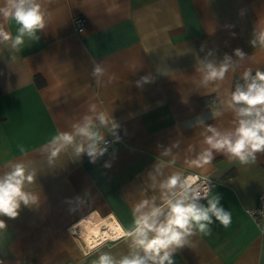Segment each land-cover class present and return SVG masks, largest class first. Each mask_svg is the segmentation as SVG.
I'll list each match as a JSON object with an SVG mask.
<instances>
[{
	"label": "crops",
	"instance_id": "crops-1",
	"mask_svg": "<svg viewBox=\"0 0 264 264\" xmlns=\"http://www.w3.org/2000/svg\"><path fill=\"white\" fill-rule=\"evenodd\" d=\"M44 6L50 18L39 40L15 61L0 53V170L10 161L36 169L28 189L41 198L16 218L0 217L6 224L0 262L92 264L100 251L126 253L123 238L88 247L75 227L112 222L118 231L130 230L133 205L159 196L147 172L171 159L161 152L178 143L165 176L181 170L215 179L212 191L232 223L224 228L216 221L211 236L193 237L196 247L178 250L175 264H264V231L247 213L264 186V153L250 165L220 154L205 168L186 163L207 147L203 129L190 125L199 117L206 125L233 127L230 112L213 119L210 110L245 70L264 72V46L251 44L264 30V0H52ZM76 16L85 18L79 32ZM7 27L15 34V25ZM235 49L247 56L235 71L200 87L197 59L211 51L217 60L226 54L236 60ZM94 63L106 69L105 81L115 79L97 85ZM144 76L151 82L138 87ZM91 104L112 112L122 142L94 163L68 150L49 166L52 138L70 131Z\"/></svg>",
	"mask_w": 264,
	"mask_h": 264
},
{
	"label": "clouds",
	"instance_id": "clouds-1",
	"mask_svg": "<svg viewBox=\"0 0 264 264\" xmlns=\"http://www.w3.org/2000/svg\"><path fill=\"white\" fill-rule=\"evenodd\" d=\"M45 2L52 3V0H0V53L6 50L11 61L17 59L27 43L38 41V33L48 26L50 14ZM10 25L16 26L15 34L8 30ZM251 44L264 46V30L254 33ZM234 55L236 60L227 54L217 60L209 51L198 58L195 71L200 75L199 86L207 88L223 81L226 74L235 71L247 57L240 49H235ZM91 75L101 86L115 79L113 74L104 80L106 69L100 63L93 64ZM241 81L235 84L227 99L210 110L213 119L230 112L233 127L220 129L206 125L199 117L190 125L203 129V143L207 146L194 159L186 161L190 167L205 168L212 164L216 154L250 165L256 162L258 153H264V72L253 74L251 69L245 70ZM150 82L151 77L144 76L136 83L140 87ZM118 127L112 112L99 110L96 104L89 105L88 112L71 125L70 131H61L52 138L49 166L61 152L68 150L77 159L87 154L91 162H96L108 152L109 135L119 140ZM177 147L178 143H173L164 148L161 155L171 159L158 160L147 172L150 187L158 191L159 196L135 203L131 229L110 237L114 241L123 238L127 252L117 256L111 251H100L92 264H175L178 250L196 247L193 237L212 235L214 222L230 227L231 212L221 205V196L212 191L208 176L186 174L181 170L165 176L164 169L176 163L173 149ZM37 175L36 169L19 161H10L0 170V217L16 218L22 206H39L40 195L28 189ZM5 229V221L0 219V232Z\"/></svg>",
	"mask_w": 264,
	"mask_h": 264
},
{
	"label": "built area",
	"instance_id": "built-area-1",
	"mask_svg": "<svg viewBox=\"0 0 264 264\" xmlns=\"http://www.w3.org/2000/svg\"><path fill=\"white\" fill-rule=\"evenodd\" d=\"M84 25H85V18L83 16H76L74 19L75 29L79 32L83 29ZM107 139L109 141L108 151L113 149L117 144L122 142L121 136H119V140H116L113 136L108 137ZM85 155L90 160V158L87 156V154H85ZM190 174L191 175H199V174H194V173H190ZM200 176H204V175H200ZM210 182H211L212 188H214L217 185V181L213 178H210ZM247 213L251 217V219L255 222V224L258 226L259 230L261 232H263L264 231V186L260 190V192L258 193L256 205L252 208H249L247 210ZM103 230H104L103 234H105V235L100 236L101 238L99 237L98 240H96V242H95L96 244L102 243L105 241H114V240L110 239V237L115 236V235L114 234H111V235L108 234L107 235V233L105 232V229H103Z\"/></svg>",
	"mask_w": 264,
	"mask_h": 264
},
{
	"label": "bare ground",
	"instance_id": "bare-ground-1",
	"mask_svg": "<svg viewBox=\"0 0 264 264\" xmlns=\"http://www.w3.org/2000/svg\"><path fill=\"white\" fill-rule=\"evenodd\" d=\"M108 227L106 226L105 228H102V225H96L92 228H90L89 230H85L84 228L81 227H75L78 228V230H80V234L83 236V240L85 242V244L90 247L93 246L94 242H96V240H98V238L100 236H104L105 234H103V229H105V232L107 233V235H117L118 234V230L115 227V225L112 222H108L107 223ZM101 238V237H100ZM79 245V244H78Z\"/></svg>",
	"mask_w": 264,
	"mask_h": 264
},
{
	"label": "trees",
	"instance_id": "trees-1",
	"mask_svg": "<svg viewBox=\"0 0 264 264\" xmlns=\"http://www.w3.org/2000/svg\"><path fill=\"white\" fill-rule=\"evenodd\" d=\"M237 82H242V81H241V80H238L237 78H235L234 81H233V87H232V90H234L235 84H236Z\"/></svg>",
	"mask_w": 264,
	"mask_h": 264
}]
</instances>
